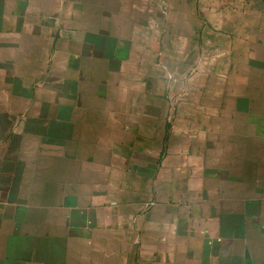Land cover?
Here are the masks:
<instances>
[{
	"label": "crops",
	"instance_id": "0c3cea01",
	"mask_svg": "<svg viewBox=\"0 0 264 264\" xmlns=\"http://www.w3.org/2000/svg\"><path fill=\"white\" fill-rule=\"evenodd\" d=\"M0 264H264V0H0Z\"/></svg>",
	"mask_w": 264,
	"mask_h": 264
}]
</instances>
